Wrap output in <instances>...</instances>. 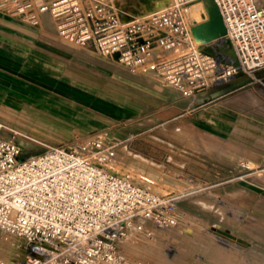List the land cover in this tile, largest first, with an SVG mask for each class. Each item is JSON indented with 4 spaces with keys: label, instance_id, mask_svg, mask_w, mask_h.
<instances>
[{
    "label": "built area",
    "instance_id": "built-area-1",
    "mask_svg": "<svg viewBox=\"0 0 264 264\" xmlns=\"http://www.w3.org/2000/svg\"><path fill=\"white\" fill-rule=\"evenodd\" d=\"M204 2L165 0L144 17L117 0H3L2 9L34 25L49 16L64 42L194 100L264 69V0H214L226 32L201 43L193 29L209 19ZM20 138L35 141L0 121V236L19 246L12 264H149L129 244L178 229L179 193L116 170L118 142L92 135L24 156Z\"/></svg>",
    "mask_w": 264,
    "mask_h": 264
},
{
    "label": "rangeland",
    "instance_id": "rangeland-1",
    "mask_svg": "<svg viewBox=\"0 0 264 264\" xmlns=\"http://www.w3.org/2000/svg\"><path fill=\"white\" fill-rule=\"evenodd\" d=\"M159 1L117 3L124 14L142 17ZM197 7L193 18L201 21ZM42 38L33 44L37 58ZM52 41H43L49 76L38 75L36 60L32 71H18L34 81L1 75L0 121L35 140L19 139L24 156L92 135L118 142L116 170L145 175L158 192L181 196L178 229L133 240L136 256L149 264H264V85L248 79L214 86L192 107L208 105L184 115L186 98L156 76L86 49L62 61L51 54ZM54 65L64 67L57 78ZM142 152L154 161L139 160ZM18 256L19 246L0 236V260L12 264Z\"/></svg>",
    "mask_w": 264,
    "mask_h": 264
},
{
    "label": "crops",
    "instance_id": "crops-1",
    "mask_svg": "<svg viewBox=\"0 0 264 264\" xmlns=\"http://www.w3.org/2000/svg\"><path fill=\"white\" fill-rule=\"evenodd\" d=\"M3 0H0V84H1V76L2 74H9L11 78L15 79L18 77L19 79L24 81H34L32 77L23 75V74H18V71L21 72H27L26 68L30 67L32 71V62L30 60H36L39 65H42L41 67L36 68L38 75H41L43 78V75L49 76V64L47 63L46 60L42 58L43 55L45 57L50 53V46L48 47L49 43L43 42L44 40L47 42L51 39L52 41V51L51 54L62 61H65L64 56H69L70 54L74 53V51H83L84 49H78L75 46H72L63 40H61L56 32L54 23L52 19L49 16L44 17V20L41 25H34L31 23H28L24 20H22L19 17H15L13 15H10L7 13L5 10L2 9L3 5ZM39 35H41L43 38V41H40V46L38 47L39 51V56H33V44L36 42L39 38ZM51 38V39H50ZM38 42V41H37ZM47 44V45H46ZM100 57H103L99 55ZM105 58V57H103ZM46 61V62H44ZM44 63V64H43ZM44 66V67H43ZM55 67H52L54 70L51 71L54 74H52V77H58L59 75L57 73H61L64 67H59L54 65ZM121 66V65H120ZM123 67V66H121ZM29 68V69H30ZM28 69V68H27ZM67 71V70H66ZM70 72L69 74L73 75L74 72ZM56 74V75H55ZM19 75L21 77H19ZM45 76V77H47ZM23 77V78H22ZM256 79H254L251 83L254 82H259L264 85V69L258 70L255 73ZM4 79L6 78V75L3 77ZM53 79V78H52ZM56 81V80H55ZM243 82V81H241ZM235 83L234 85H229V86H237ZM173 89V88H172ZM175 90V89H174ZM177 91V90H176ZM179 92V91H178ZM180 93V92H179ZM231 92L224 93L218 97H224L225 95L230 94ZM182 94V93H180ZM185 97V96H184ZM199 97H206L205 95H201ZM188 106L184 110H186L185 114H188L189 112L198 109V108H203L205 105H208L210 102H205L204 104L198 106V107H192L195 101L197 100L198 97H196L194 100L185 97ZM255 98V97H254ZM253 99V98H252ZM258 103L257 99H253ZM182 116V115H181ZM239 128V126H238ZM61 144V143H60ZM59 145V144H58ZM131 143H129L126 147V150H130ZM139 160H142L143 162L152 161L153 159H149L150 157L147 156L145 152L136 154ZM154 161V160H153ZM190 263V261H189ZM175 264H181V262H176ZM183 264H188L187 261H184ZM199 264H206L205 262L199 263Z\"/></svg>",
    "mask_w": 264,
    "mask_h": 264
},
{
    "label": "water",
    "instance_id": "water-1",
    "mask_svg": "<svg viewBox=\"0 0 264 264\" xmlns=\"http://www.w3.org/2000/svg\"><path fill=\"white\" fill-rule=\"evenodd\" d=\"M208 2H211L214 7L209 8ZM204 4L208 12L209 19L197 25L193 29L196 40L201 43L209 42L219 37L220 35L225 34L226 32L222 17L214 0H205ZM220 232L225 236L232 237L229 233L221 230Z\"/></svg>",
    "mask_w": 264,
    "mask_h": 264
},
{
    "label": "bare ground",
    "instance_id": "bare-ground-1",
    "mask_svg": "<svg viewBox=\"0 0 264 264\" xmlns=\"http://www.w3.org/2000/svg\"><path fill=\"white\" fill-rule=\"evenodd\" d=\"M165 2V0L164 1H159V2H156L154 5H153V8H152V10H154V9H156V8H158V7H160L163 3ZM197 6H203V4H201V3H198V4H195L193 7H192V10H191V15H192V17H197L198 15H197V13H196V11H195V8L197 7ZM208 7L209 8H211V7H214L213 6V4L211 3V2H208ZM198 8V7H197ZM151 10V11H152ZM203 10V9H202ZM201 10V11H202ZM150 11V12H151ZM198 11V10H197ZM150 12H148L147 14H149ZM145 16V15H144ZM144 16H142V17H144ZM253 99H257L258 100V98L257 97H253ZM223 236V235H222Z\"/></svg>",
    "mask_w": 264,
    "mask_h": 264
}]
</instances>
